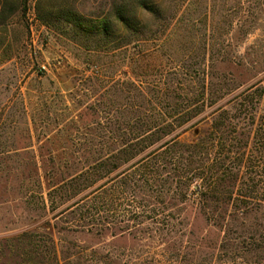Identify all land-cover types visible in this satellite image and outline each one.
Returning a JSON list of instances; mask_svg holds the SVG:
<instances>
[{
    "label": "rangeland",
    "instance_id": "1",
    "mask_svg": "<svg viewBox=\"0 0 264 264\" xmlns=\"http://www.w3.org/2000/svg\"><path fill=\"white\" fill-rule=\"evenodd\" d=\"M118 1L0 0V264H264V0H157L160 15L138 12L148 29L128 45L60 14L102 28ZM127 79L173 125L176 111L194 116L170 154L202 179L189 187L173 165L172 184L122 199L129 163L64 203L61 175L107 140ZM203 137L210 154L179 147Z\"/></svg>",
    "mask_w": 264,
    "mask_h": 264
},
{
    "label": "trees",
    "instance_id": "2",
    "mask_svg": "<svg viewBox=\"0 0 264 264\" xmlns=\"http://www.w3.org/2000/svg\"><path fill=\"white\" fill-rule=\"evenodd\" d=\"M118 2V7L113 9L112 13L107 17L108 22H104L102 28L95 25L92 21H85L81 16L71 11L65 12L63 10L64 14L61 12L60 14L65 17L67 22L76 26L79 31L86 32V34L88 30L95 33L99 32L104 38L117 35L128 45L132 41H136L137 38H141L145 29H148V26L141 22L138 12L157 17L160 15L159 4L157 0H119ZM65 14L67 15L64 16ZM52 16H54L52 13L44 12L40 7H37V17L40 21L51 22ZM122 86L124 88L122 105L119 108L109 110V113H111V125L109 124L107 127V134H109L107 140L90 143V148L92 147L96 152L87 154L86 162L80 171L73 175H61L62 179L58 192H60L59 197L63 199L64 203L77 198L91 188H94L90 192L92 194L103 189L107 181L98 187L96 185L106 178L109 179L112 173L129 163L131 165L120 173H125V179L120 182L119 187V194H121L122 199H127L129 195L132 196L133 200L136 199L138 185L141 189L147 186L159 187L160 189L167 185L169 186L176 177H179L177 170L183 172V169H189L186 172H181L188 180L189 187L194 180L202 179L200 167L193 163L190 164V162L186 163L183 154H179L181 149H174L178 146V134L172 136L177 129L183 127L185 121L190 120L194 116L190 115V112H184L183 114L176 111L174 113L179 115L176 119L180 122L173 125L172 122L166 120L171 116L170 111L166 108L157 110L150 106L144 107L141 105L142 103L138 104L141 97H139V89L134 82L127 79L122 83ZM208 139L209 137H203L202 140L196 143L180 145L179 147L188 150L190 154H201V151L208 144L206 151L210 154L215 146L213 141ZM176 151L179 152L178 156L174 153L170 154V152ZM173 159H175V164L172 163L174 162ZM132 161L135 162L133 163ZM173 165L177 167V170L175 167L173 168ZM214 191L217 190L214 188L211 192L214 193ZM194 194L197 196L201 195V190L196 188ZM183 195L185 196V192ZM110 198L102 196V194L97 197L99 201L105 200V202L110 201ZM85 199H87V196H82L72 206H76ZM69 209L68 207L64 211ZM63 213L61 212V215ZM83 213L86 217H91L100 216L103 211L86 210ZM46 253L49 255L48 252ZM40 255L42 254L37 249L30 250L26 255L28 260L26 261L31 263L35 258L39 259Z\"/></svg>",
    "mask_w": 264,
    "mask_h": 264
}]
</instances>
